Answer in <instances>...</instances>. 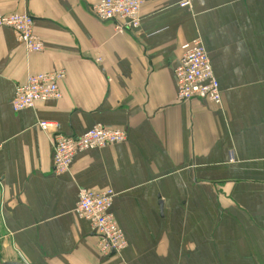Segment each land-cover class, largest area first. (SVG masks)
<instances>
[{
    "label": "crops",
    "instance_id": "1",
    "mask_svg": "<svg viewBox=\"0 0 264 264\" xmlns=\"http://www.w3.org/2000/svg\"><path fill=\"white\" fill-rule=\"evenodd\" d=\"M145 0L140 27L99 21V0H0L29 14L44 50L0 28V260L24 264H264V0ZM206 49L217 106L177 100L181 47ZM64 70L62 98L15 112L18 85ZM102 125L121 144L55 174L53 131ZM82 190H113L127 247L102 256L76 214Z\"/></svg>",
    "mask_w": 264,
    "mask_h": 264
},
{
    "label": "built area",
    "instance_id": "2",
    "mask_svg": "<svg viewBox=\"0 0 264 264\" xmlns=\"http://www.w3.org/2000/svg\"><path fill=\"white\" fill-rule=\"evenodd\" d=\"M193 0H182V8H190ZM145 0H99L93 7L101 22L115 23L120 33L134 32L140 27V13ZM0 28L13 30L16 39L30 53L44 50L43 40L35 32V21L27 13L0 14ZM182 57L174 70L177 100L191 102L204 100L221 106L222 91L215 77L210 58L199 42L186 43L181 47ZM66 77L64 70L30 75L24 85H18L12 101L15 112L34 109L38 104L62 98L59 86ZM43 131H53V169L55 174L70 170L75 157L82 152L101 149L127 140V134L102 125L95 126L78 137H68L58 131V124L39 122ZM115 198L113 190L99 193L82 190L75 209L79 218L88 221L98 236V248L102 256L120 254L126 247V238L116 222L111 207Z\"/></svg>",
    "mask_w": 264,
    "mask_h": 264
},
{
    "label": "water",
    "instance_id": "3",
    "mask_svg": "<svg viewBox=\"0 0 264 264\" xmlns=\"http://www.w3.org/2000/svg\"><path fill=\"white\" fill-rule=\"evenodd\" d=\"M0 264H24V263H20V262H1V260H0Z\"/></svg>",
    "mask_w": 264,
    "mask_h": 264
}]
</instances>
